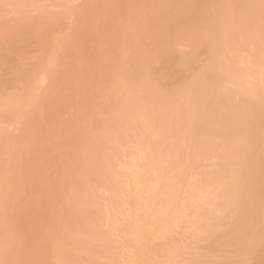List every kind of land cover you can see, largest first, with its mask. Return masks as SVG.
I'll return each mask as SVG.
<instances>
[{
    "label": "rangeland",
    "instance_id": "374dc122",
    "mask_svg": "<svg viewBox=\"0 0 264 264\" xmlns=\"http://www.w3.org/2000/svg\"><path fill=\"white\" fill-rule=\"evenodd\" d=\"M0 264H264V0H0Z\"/></svg>",
    "mask_w": 264,
    "mask_h": 264
},
{
    "label": "bare ground",
    "instance_id": "6f19581e",
    "mask_svg": "<svg viewBox=\"0 0 264 264\" xmlns=\"http://www.w3.org/2000/svg\"><path fill=\"white\" fill-rule=\"evenodd\" d=\"M225 182H228L227 180Z\"/></svg>",
    "mask_w": 264,
    "mask_h": 264
}]
</instances>
